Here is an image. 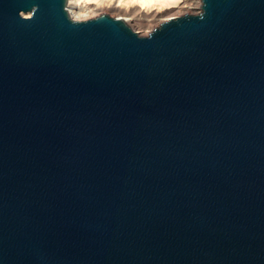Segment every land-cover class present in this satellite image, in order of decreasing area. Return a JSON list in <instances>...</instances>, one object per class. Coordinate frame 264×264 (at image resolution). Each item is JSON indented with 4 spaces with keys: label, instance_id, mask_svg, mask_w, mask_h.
<instances>
[{
    "label": "water",
    "instance_id": "water-1",
    "mask_svg": "<svg viewBox=\"0 0 264 264\" xmlns=\"http://www.w3.org/2000/svg\"><path fill=\"white\" fill-rule=\"evenodd\" d=\"M67 5L0 0V264H264V0Z\"/></svg>",
    "mask_w": 264,
    "mask_h": 264
},
{
    "label": "bare ground",
    "instance_id": "bare-ground-1",
    "mask_svg": "<svg viewBox=\"0 0 264 264\" xmlns=\"http://www.w3.org/2000/svg\"><path fill=\"white\" fill-rule=\"evenodd\" d=\"M200 0H68L70 15L77 20H84L102 13V6L116 10L118 18L126 21L131 27L143 28L155 22L160 24L184 14L191 9L198 10ZM174 9L173 12L168 10ZM153 26V25H152Z\"/></svg>",
    "mask_w": 264,
    "mask_h": 264
},
{
    "label": "rangeland",
    "instance_id": "rangeland-1",
    "mask_svg": "<svg viewBox=\"0 0 264 264\" xmlns=\"http://www.w3.org/2000/svg\"><path fill=\"white\" fill-rule=\"evenodd\" d=\"M199 7V6H198ZM101 8H103V11H102V13L103 12H107V13H109V14H111L112 16H117L119 13L116 11V10H109L108 9V7L107 6H102ZM198 10H199V8H198ZM198 10H196L195 12H197ZM169 12H173L174 11V9H170V10H168ZM186 12H194V11H192L191 9H189L188 11H186ZM185 12V13H186ZM101 13V12H100ZM99 13V14H100ZM98 15V14H97ZM94 16H96V15H93L92 17H94ZM153 25V26H152ZM159 24H157V23H155V22H152V23H150V24H148V26H145V27H143V28H139V27H137V26H135L134 27V25L132 26V28L134 29V30H136V31H138L140 34H143V35H146V34H148V32L151 30V29H153L154 27H156V26H158Z\"/></svg>",
    "mask_w": 264,
    "mask_h": 264
},
{
    "label": "built area",
    "instance_id": "built-area-1",
    "mask_svg": "<svg viewBox=\"0 0 264 264\" xmlns=\"http://www.w3.org/2000/svg\"><path fill=\"white\" fill-rule=\"evenodd\" d=\"M150 31H151V30H150ZM150 31H149V32H150ZM149 32H148V33H149Z\"/></svg>",
    "mask_w": 264,
    "mask_h": 264
}]
</instances>
